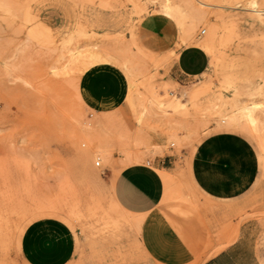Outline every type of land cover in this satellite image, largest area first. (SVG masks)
<instances>
[{
	"label": "rangeland",
	"instance_id": "obj_1",
	"mask_svg": "<svg viewBox=\"0 0 264 264\" xmlns=\"http://www.w3.org/2000/svg\"><path fill=\"white\" fill-rule=\"evenodd\" d=\"M160 21L178 34L170 56L139 39L143 26ZM185 49L207 56L209 69L172 79ZM90 51L114 54L129 71L100 65L79 80ZM105 66L122 73L127 93L122 108L97 113L83 83ZM223 133L255 146L264 183V0H0V264H24L21 236L43 217L75 232L69 264H153L139 242L142 216L125 224L132 218L115 208L104 173L123 162L147 166ZM166 185L162 210L199 253L196 264L227 244L233 219L255 218L264 247L263 194L253 203L214 202L183 173Z\"/></svg>",
	"mask_w": 264,
	"mask_h": 264
},
{
	"label": "crops",
	"instance_id": "obj_2",
	"mask_svg": "<svg viewBox=\"0 0 264 264\" xmlns=\"http://www.w3.org/2000/svg\"><path fill=\"white\" fill-rule=\"evenodd\" d=\"M139 39L148 51L158 56H170L179 44L178 34L168 21L146 24L140 30ZM109 64L112 63L96 64L89 69ZM208 69L207 56L194 49H185L169 74L172 79L195 77ZM126 86L122 73L101 67L85 76L83 97L90 109L110 113L124 106ZM120 167L121 164L108 169L104 173L105 180L108 184L112 182L113 198L125 212L142 216L139 242L153 264H196L200 257L176 231L172 218L162 210L169 196L166 184L174 180L175 175L186 174L192 185L214 202L253 203L255 196L264 195V183L259 181L261 165L257 150L247 138L236 133L213 135L193 148L182 150L181 154L172 149L171 154L156 156L147 166L125 167L115 175ZM163 172L172 179L166 182ZM191 215L204 216L202 213ZM229 227L234 233L225 236L227 244L215 251L206 250L201 258L212 252L202 264H264V247L259 245L262 233L259 222L251 218L239 224L237 218ZM218 243L216 241V245ZM76 252L75 232L57 217L31 222L19 243V255L24 264H69Z\"/></svg>",
	"mask_w": 264,
	"mask_h": 264
},
{
	"label": "bare ground",
	"instance_id": "obj_3",
	"mask_svg": "<svg viewBox=\"0 0 264 264\" xmlns=\"http://www.w3.org/2000/svg\"><path fill=\"white\" fill-rule=\"evenodd\" d=\"M258 11V10H257ZM261 13V12H260ZM189 31V30H188ZM191 32V31H190ZM193 32V31H192ZM203 33H205L204 31H203ZM215 33V32H214ZM213 33V34H214ZM213 34H211V36H210V38L211 37H213ZM84 54V53H83ZM81 56V55H80ZM80 56H79V58H80ZM82 64H83V69L81 70V73H80V77H79V80H80V78H81V76L85 73V71H87L90 67H92V66H94V65H96V64H100V63H119L120 65H122V66H124L127 70H128V67H127V65L125 64V62H122V61H119L118 59H117V57L114 55V54H112V53H109V52H98V51H96V52H91L90 51V53L88 52V54L87 55H85V57L82 59V62H81ZM129 71V70H128ZM78 79V78H77ZM77 79H75V80H77ZM78 81V80H77ZM175 105H178V104H175ZM261 108V106L260 105H254V107L252 108L253 110H258V109H260ZM250 123L252 124V126H256V124H257V119H256V117H251V121H250ZM130 156V155H129ZM137 156V155H136ZM132 157V156H131ZM129 159V158H128ZM124 163V162H123ZM123 163H121V167L119 168V169H117L116 171H115V175L116 174H118L121 170H123L125 167H124V164ZM166 173H164L163 172V177H164V179L166 180V182H167V180H168V178H169V180H170V176L169 175H167ZM172 179V178H171ZM169 182V181H168ZM110 184V186H111V189H112V182H110L109 183ZM112 199H113V203H114V205H115V208H117L119 211H121V212H123V213H125V214H127V215H129L132 219H126V222H125V224H128V225H131V224H133V225H138V224H140L141 223V216H137V215H132V214H129V213H127V212H125L119 205H118V203L114 200V198L112 197Z\"/></svg>",
	"mask_w": 264,
	"mask_h": 264
},
{
	"label": "built area",
	"instance_id": "obj_4",
	"mask_svg": "<svg viewBox=\"0 0 264 264\" xmlns=\"http://www.w3.org/2000/svg\"><path fill=\"white\" fill-rule=\"evenodd\" d=\"M97 166H100V163L99 162L97 163Z\"/></svg>",
	"mask_w": 264,
	"mask_h": 264
}]
</instances>
